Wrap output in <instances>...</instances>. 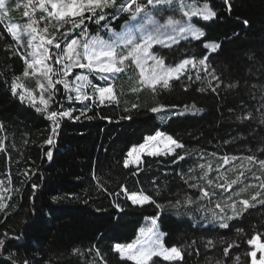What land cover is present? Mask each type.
Here are the masks:
<instances>
[{"label": "trees", "instance_id": "16d2710c", "mask_svg": "<svg viewBox=\"0 0 264 264\" xmlns=\"http://www.w3.org/2000/svg\"><path fill=\"white\" fill-rule=\"evenodd\" d=\"M15 1L8 0L10 14L0 22V33H3L0 37V123L4 125L0 136L7 138L6 151L0 152V180L5 181V187L12 188L10 193L4 194L6 198L11 195L12 199L7 201L9 208L0 212V234L8 231L20 236L19 240L8 241L7 246L20 255H34V264H41L45 259H50L53 264H85V258L73 256L71 250H86L93 245L100 249L108 264H133L132 261L121 260L113 251V245L133 242L145 219L157 217L161 231L167 234L164 243L167 246H184L183 264H215V259L221 257L222 248L233 241L239 247H233L231 253L241 257V264H251V257L245 253L252 247L246 241L256 232H264V206L249 209L250 215L245 213L243 219L230 221L229 228L222 229L211 221L214 204H209L207 200L166 207L163 212L152 206L140 208L131 205L123 192L119 196H108L98 191L93 172L110 192H120V186L124 185L129 193L143 188L152 194L154 187H159L162 191L159 202L167 204L168 200L177 198V194L182 201L185 194L193 198L199 195L196 189L184 183L181 176L186 179L199 177L202 170L197 166L215 159L211 153L246 156L255 152L261 155L256 150L257 142L264 140V135L252 139L246 125L239 123L235 117L245 105L258 106L264 89V0H234L231 13L223 8L221 0H209L215 6L219 19L204 28L208 35L223 39L231 37L233 32L239 33L227 43L218 71L222 69L226 73V84L239 81L240 87L225 89L223 95L217 97L208 91H197L202 85L193 79L185 81L189 84L187 91L183 90L181 82H174L173 89L168 92L153 94L144 89L133 93L131 89L137 86L136 73H130L132 79L121 74V78L115 81L118 104L93 107L87 113L89 116L97 114V118L92 120L85 117L75 122L64 119L51 162L45 156L49 146L44 143L50 133V122L12 96L9 90L12 74H19L23 68L22 60L12 56L11 51H6L11 46L12 50L19 49L23 53V46L5 32L7 24L22 21L14 8ZM179 17L177 12L175 18ZM126 19L127 16L122 14L112 27L119 31ZM243 19L249 20V27L242 24ZM97 27L89 24L92 35L97 34ZM99 34L105 36L104 31ZM202 52L199 42L191 38L181 40L179 50H163L166 62L173 64L185 57L199 56ZM249 69L252 71L249 72ZM89 79L101 86L104 84L98 78ZM29 87L34 88V85L29 84ZM58 99L65 108L75 109L74 116L79 115L84 107L68 101L63 95ZM193 102L204 109L203 113L171 116L170 113L153 114L148 111L159 103L191 105ZM133 103H139L140 108L132 109ZM125 108L129 111L125 112ZM229 109L233 111L229 112ZM126 115H131L132 119H120ZM99 116L111 117V122ZM158 131L171 134L184 143L188 153L186 159L173 164L171 157L149 158L145 155V163L138 174H133L136 169L124 168L127 151ZM13 143L15 148L11 147ZM201 153L205 154L204 159H201ZM9 155L11 160L6 165V156ZM212 167L215 169L214 165ZM6 168L11 169L10 185ZM26 169L37 175L29 180L23 175ZM189 169L195 171L190 172ZM215 175L213 171L209 173V178ZM34 182L41 187L36 192L33 205L29 196L31 183ZM189 183L204 182L189 179ZM17 188L19 193L15 191ZM251 192L250 189L245 198ZM54 195L61 199L53 202ZM113 201L119 203L123 211L116 208ZM13 204L14 209L11 207ZM215 211L219 213V209ZM6 213H10L7 219L4 218ZM237 227H243L244 233H237ZM209 239L217 242L216 248L205 247ZM221 240L225 243L220 244ZM192 241H196L195 245L188 247ZM261 241L264 242V236ZM195 248L200 249L199 255H196ZM154 259L159 260V264H168L160 258ZM0 264H8L5 257H0Z\"/></svg>", "mask_w": 264, "mask_h": 264}, {"label": "snow or ice", "instance_id": "6c2138e0", "mask_svg": "<svg viewBox=\"0 0 264 264\" xmlns=\"http://www.w3.org/2000/svg\"><path fill=\"white\" fill-rule=\"evenodd\" d=\"M233 3L234 0H221L223 8L229 13L233 9ZM19 8L20 4L16 3L15 10ZM23 8L22 16L26 18V22L7 24L5 32L12 40L31 51L21 53L19 49L12 50L11 46L6 49L23 62L22 71L19 74H12L9 90L12 96L50 122V133L44 142L49 146L45 153L49 162L54 159L53 148L57 143L64 119L75 122L85 117L92 120L97 118V114L93 113L89 116L87 113L93 107L119 103L115 81L121 78V74L132 79L130 73H136L137 86L131 89L133 93L142 92L144 89H148L153 94L168 92L173 89L174 82H181L183 90L187 91L189 84L185 81L191 82L193 79L202 85L197 91L201 93L208 91L217 97H221L225 89L240 87L239 81L226 84V73L222 69L218 71L220 57L224 55L227 43L239 33L233 32L231 37L225 36L223 39H214L208 35L204 28L219 19L215 6L211 5L209 0H24ZM177 12L180 13L179 18H175ZM9 14L8 0H0V22H3ZM122 14L126 15L127 19L117 31L112 24ZM241 22L245 27L250 26L247 19ZM89 24L98 26L96 35L90 33ZM100 31H104L107 38L101 36ZM2 35L3 33H0V37ZM22 36L28 38L26 45L21 39ZM189 38L198 41L203 52L199 56L182 58L175 64L166 62L167 57L163 54V50H179L181 40ZM251 71L249 69V72ZM89 77L103 81V86L98 82L93 83ZM28 79L35 82V88L27 86L25 81ZM252 87L255 88L256 85ZM61 95L70 102L84 105L79 115H73L74 108L64 107L58 99ZM253 99H256L255 96ZM131 108L138 110L140 104L133 103ZM180 108L183 110H178ZM124 111L128 112L129 109L125 108ZM148 111L153 114L170 113L171 116H183L200 114L204 109L197 107L194 102L191 105L159 103L150 107ZM99 118L111 122V117L99 116ZM235 118L239 123L246 125L252 139H256L257 135H264V89L261 91L258 106H243L240 114ZM120 119L131 120L132 116L126 115ZM3 130L4 125L0 123V132ZM6 139V136H0V152L6 151ZM11 147L15 148V144L13 143ZM256 150L261 155L258 156L255 152L246 156L211 153L212 157L219 160L215 169L209 160L197 166L202 170L199 177L192 176L186 179L181 176L184 183L189 188L196 189L199 195L193 198L185 194L182 201L177 194V198L168 200L167 204L159 202L158 198L162 195L159 187H154L152 194L143 188L129 193L124 185L120 186V192H110L97 178L95 172H93V180L98 191L108 196H119L123 192L131 205L140 208L152 206L161 212L166 207L198 204L207 200L209 204H214V208L211 209V221L217 223L219 228L228 229L230 221L243 219L245 213L251 214L249 209H255L258 205L264 206V140L257 142ZM187 154L186 145L179 139L158 131L155 135L146 137L143 143L132 146L127 151L123 167L136 169L137 171L133 173L136 175L145 163V155L149 158L171 157V163L176 164L185 160ZM204 157L205 154L201 153V159ZM10 160V155L6 156V165ZM237 160L241 163L233 164ZM228 165L233 166L226 167ZM255 165L259 166L258 171L261 175L253 171ZM213 171L216 175L209 178V173ZM237 172L234 178L229 177V173ZM6 175L10 185V168H6ZM23 175L31 180L37 173L26 169ZM189 179L193 181L199 179L204 183H189ZM249 179L256 183L246 182ZM152 183L155 185L154 181ZM4 185L5 181L0 180V212L9 208L7 201L12 199L11 195L7 198L4 195L10 193L12 188ZM40 187L38 182L31 183L32 192L29 201L33 205ZM250 189L251 194L245 198V194L249 193ZM15 191L19 193L20 190L17 188ZM59 199L61 197L52 196L53 202ZM113 203L116 208L123 211L119 203L115 201ZM11 207L14 209L15 205ZM215 209H219V213ZM9 214L6 213L4 218L7 219ZM205 215L207 217V213ZM151 222V227L140 229L137 239L127 244L116 243L113 245V251L121 260L132 261L133 264H159V260L154 258H160L168 264H176V262L183 264L184 246H167L163 241V237L167 234L158 230L157 217H152ZM235 231L242 234L244 228L237 227ZM262 236L264 232L258 231L246 241L252 247L251 251L245 253L246 256L251 257V264H264ZM19 239V235L8 231L0 234V257H5L8 264H34V255H20L7 246L8 241ZM195 243L196 241H192L188 247H192ZM219 243L225 242L221 240ZM205 247L216 248L217 242L209 239ZM233 247L239 245L233 241L223 247L221 257L215 259V264H226V262L241 264V257L231 253ZM194 251L196 255L200 254L199 248H195ZM257 252L261 254L260 261L256 259ZM71 254L85 258V264H108L95 245L86 250L73 248ZM41 264H53V262L45 259Z\"/></svg>", "mask_w": 264, "mask_h": 264}, {"label": "rangeland", "instance_id": "374dc122", "mask_svg": "<svg viewBox=\"0 0 264 264\" xmlns=\"http://www.w3.org/2000/svg\"><path fill=\"white\" fill-rule=\"evenodd\" d=\"M16 3H19V4H20V8H19V10H16V11L18 12V15H19L18 17H19L20 19H22V21H16V23H18V24H24V23L26 22V18H24V17L22 16V12H23V10H24V8H23L24 0H16V1H15V5H16ZM14 8H15V6H14ZM21 39L25 42V45H26V41H27V39H28L27 36H22ZM30 51H31V49H27L26 46H23V53H25V52H30ZM25 83L27 84V86H29V84H32V85H34V88H35V82H34L33 80L28 79V80L25 81ZM38 94H39V93H38V91H37V95H38ZM207 161H209V160H206V162H207ZM210 161L212 162V165H214L215 167H216V164L219 163V160H216V158H215V159H210ZM206 162H205V163H206ZM240 163H241V161H236V162H234L233 164H240ZM232 166H233V165H228V166H226V167H232ZM256 167H258V166L255 165V166L253 167V171L256 172L257 175H259V173H258V169H257ZM236 174H238V172H237V173H229V177L234 178ZM246 175H250V174L246 173ZM246 182H249V183H256L255 181H253V180H251V179H249V180L246 181ZM151 226H152L151 218H146L145 221H144L143 226H142L140 229H142V228L146 229V228L151 227ZM157 228H158V230H159L160 232H162L161 229H160V226H159L158 222H157ZM140 229H139V231H138V233H137V237H138L139 234H140ZM162 233H163V232H162ZM137 237H136V239H137ZM163 241H164V237H163ZM256 259H257V261H260V259H261V254H260L259 252H257V257H256Z\"/></svg>", "mask_w": 264, "mask_h": 264}]
</instances>
